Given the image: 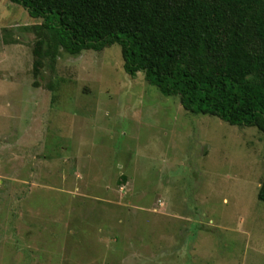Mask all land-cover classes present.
Instances as JSON below:
<instances>
[{"label": "rangeland", "instance_id": "obj_1", "mask_svg": "<svg viewBox=\"0 0 264 264\" xmlns=\"http://www.w3.org/2000/svg\"><path fill=\"white\" fill-rule=\"evenodd\" d=\"M41 22L0 0V264H264L263 133L129 76L116 43L34 74Z\"/></svg>", "mask_w": 264, "mask_h": 264}, {"label": "trees", "instance_id": "obj_2", "mask_svg": "<svg viewBox=\"0 0 264 264\" xmlns=\"http://www.w3.org/2000/svg\"><path fill=\"white\" fill-rule=\"evenodd\" d=\"M10 1L49 32L46 49L34 44V74L58 47L78 54L116 43L129 76L141 71L183 109L264 135V0ZM251 5L262 16L249 18ZM257 198L264 201V176Z\"/></svg>", "mask_w": 264, "mask_h": 264}]
</instances>
